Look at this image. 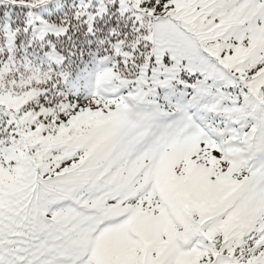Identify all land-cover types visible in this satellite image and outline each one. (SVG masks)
<instances>
[{
  "label": "snow or ice",
  "instance_id": "6c2138e0",
  "mask_svg": "<svg viewBox=\"0 0 264 264\" xmlns=\"http://www.w3.org/2000/svg\"><path fill=\"white\" fill-rule=\"evenodd\" d=\"M0 264H264V0H0Z\"/></svg>",
  "mask_w": 264,
  "mask_h": 264
}]
</instances>
